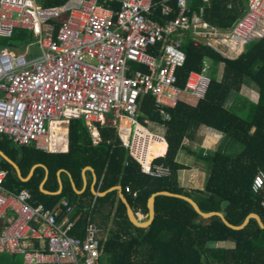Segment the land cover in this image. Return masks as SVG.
Listing matches in <instances>:
<instances>
[{"label": "trees", "instance_id": "trees-1", "mask_svg": "<svg viewBox=\"0 0 264 264\" xmlns=\"http://www.w3.org/2000/svg\"><path fill=\"white\" fill-rule=\"evenodd\" d=\"M68 0H36L42 6L66 3ZM175 8V2H170ZM114 9L119 2L109 3ZM192 16L207 21L221 31L231 29L247 8V0H192ZM162 14L158 4L153 18L163 22L173 18ZM64 16L56 21L59 25ZM186 53L183 65L177 67V85L184 87L188 73L207 69L210 83L204 97L183 93L173 108H168L170 118L165 120L164 137L167 149L153 160V165H163L168 173L152 176L142 170L117 134L109 120L97 124L100 140L93 142L91 132L82 117L71 118L68 124V149L51 152L34 144L14 143L7 135H0V148L19 165L26 177L31 167L42 163L48 168L45 176L42 165L35 167L27 180L17 175L11 163L0 156V167L7 170L4 187L12 192L27 189L34 205L60 208L59 219L65 214L75 220L71 233L83 238L88 222L98 226L101 264H264V227L251 217L242 228H232L217 215L201 216L186 199L159 194L155 198V216L145 227L137 226L128 217L126 205L117 189L95 195L89 184L77 193L71 184V174L76 187L82 186V169L92 166L97 174V186L105 191L121 185L130 205L146 219L147 201L156 191L166 190L191 196L205 211H221L235 225L241 224L251 212L260 215L264 222V184L253 189L257 173L264 175V36L247 43L236 57H227L204 41L195 42L192 30L182 37ZM35 36L23 28L11 36L0 35V47L23 51L33 45ZM160 43L156 46L160 47ZM32 51L35 52L34 46ZM141 69L143 66L138 65ZM220 72V77L219 73ZM244 85H253L258 91L256 101L241 92ZM138 120L163 121L156 109L152 94L139 99ZM202 126L223 132L224 137L237 151H226L221 145L214 150L192 152L196 163L207 173L203 188H186L178 177L180 169L187 168L177 155L184 139H193ZM62 172V189L57 172ZM129 186L131 191H127ZM136 192V194H134ZM66 199L72 211L60 204ZM0 224H3L0 222ZM226 243V244H225ZM0 264H26L21 254L0 251Z\"/></svg>", "mask_w": 264, "mask_h": 264}, {"label": "built area", "instance_id": "built-area-1", "mask_svg": "<svg viewBox=\"0 0 264 264\" xmlns=\"http://www.w3.org/2000/svg\"><path fill=\"white\" fill-rule=\"evenodd\" d=\"M111 1L42 6L35 0H0V35L23 28L35 36L23 51L0 47V135L57 152L68 134L59 133L56 140L54 123L62 126L82 117L97 143V124L111 115L121 143L142 170L162 176L168 168L153 165L159 155L147 161L146 154L152 139L165 138L138 120L140 97H155L162 125L183 93L204 97L211 79L207 61L201 71L188 73L183 88L177 85L176 69L186 60L182 37L192 30L195 42L236 57L247 43L264 36V0H247L246 10L227 31L192 16V0H117L118 9ZM158 4L163 15H176L163 22L153 18ZM6 174L0 167V251L21 254L26 264H101L96 223H87L83 238L73 235L75 220L68 214L59 219V207L32 204L27 189L7 190ZM263 184L259 172L253 189ZM126 190L131 191L129 186ZM60 204L72 211L66 199Z\"/></svg>", "mask_w": 264, "mask_h": 264}, {"label": "crops", "instance_id": "crops-1", "mask_svg": "<svg viewBox=\"0 0 264 264\" xmlns=\"http://www.w3.org/2000/svg\"><path fill=\"white\" fill-rule=\"evenodd\" d=\"M37 4H39V3H37ZM220 75L221 74L219 72V77H220ZM241 92L249 98V101H256L257 100L258 91L256 90V87H254L253 85H244L242 87V89H241ZM145 123H152L153 125H155V128L158 130L157 133L162 134L164 136L165 125H162L161 121H153V120L145 118L144 119V124ZM68 124H64V125L61 126L63 129H65L67 134H68ZM90 132H91V130H90ZM91 135H92V133H91ZM92 137H93V135H92ZM164 140L166 142V149H167V141H166V139H164ZM93 142H94V137H93ZM66 143H67V148L65 150L60 149V151H66L68 149V138H67ZM183 143H184V146H186V148L181 149L179 151V153L177 155V158H178V160L180 162L185 163L187 168L180 169L179 172H178V177H179V181H180L181 185L185 186L186 188H203L206 179L204 180L203 185L199 186L198 185V181L200 180V178H198V177H199V175H201V173H204L207 176V173L205 172V170L202 169L196 163L194 155H193V153L191 151L190 152L188 151L189 149L192 150V151L198 152V153L200 151H204V152L206 151L207 152V151H210V150L217 149L220 145L226 151H234L235 152V151H237L239 149L237 147V145L234 146V147L232 145H230V141L227 138L224 137L223 132H221V131H219L217 129H211V128H208V127H205V126H202V127H200L198 129V131L195 133V136H194L193 139L185 138ZM187 147L189 149H187ZM88 166H85L82 169V172H81V175H82V186L79 189L76 187L71 174L68 173V175L70 177V180H71L72 187L77 193H81L86 188V186L88 184H89L90 190L95 195H103L109 190L117 189V188H113L114 187L113 186V187H111V188H109V189H107L105 191H100L99 190V186H97V174L95 173L94 168L92 166H90V165H88ZM62 172H66V171L64 169H60L57 172L58 182H59V179H61V182H62V176H61ZM45 175H46V170H45ZM47 176H48V174H47ZM44 178H45V176H44ZM45 180H44V182H45ZM59 187H60V182H59ZM59 187H58V189H59ZM56 191H55V193H57ZM118 195L121 198L120 190H118ZM140 219L144 220L143 214H142V217Z\"/></svg>", "mask_w": 264, "mask_h": 264}, {"label": "water", "instance_id": "water-1", "mask_svg": "<svg viewBox=\"0 0 264 264\" xmlns=\"http://www.w3.org/2000/svg\"><path fill=\"white\" fill-rule=\"evenodd\" d=\"M0 156L3 157L5 160H7L9 163L12 164V166L14 167L17 175L19 176V178H21L22 180H27L29 177H31V175L33 174V171L35 169V167H37L38 165H42L44 166L45 170H46V175H45V178L44 180L46 179L47 177V174H48V168L46 167V165L42 164V163H36L34 164L30 171H29V174L24 177L22 175V172H21V169L19 167V165L17 164V162H15L11 157H9L1 148H0ZM89 167V166H88ZM44 180L41 182L40 184V189L43 191V192H46V193H49L50 191L46 190L44 188ZM59 182H60V187L59 189L56 191L57 193L61 191V188H62V182H61V179H59ZM113 188H117L118 190H120V196H121V199L122 201L125 203L126 205V210H127V214H128V217L129 219L131 220L132 223H134L135 225L137 226H142V227H145V226H148L152 220L154 219V216H155V198L157 195L159 194H167V195H174V196H178V197H182L184 199H186L188 202H190L192 204V206L194 207V209L203 217H209L211 215H214V214H217L219 215L222 220L224 221L225 224H227L228 226L232 227V228H242L244 227L248 221L250 220L251 217H254L258 224L260 225V227H264V222L263 220L261 219L260 215L256 212H251L249 213L246 218L244 219V221L239 224V225H235V224H232L224 215L223 212L221 211H209V212H205L203 211L199 204L191 197V196H188V195H184V194H179V193H173V192H170V191H166V190H161V191H156V192H153L149 198H148V201H147V206H148V214H147V217L146 219L142 220L138 217V215L135 213L134 209L132 208V206L130 205L129 201L127 200L126 198V195L124 194L123 190H122V186L121 185H116L114 186Z\"/></svg>", "mask_w": 264, "mask_h": 264}, {"label": "bare ground", "instance_id": "bare-ground-1", "mask_svg": "<svg viewBox=\"0 0 264 264\" xmlns=\"http://www.w3.org/2000/svg\"><path fill=\"white\" fill-rule=\"evenodd\" d=\"M52 132H54V135L56 136V140H58L59 138H57V136L60 134L59 133H64L66 132L65 129H63L61 126H58L57 123H54L52 126ZM58 144L60 149L65 150L67 148V143L66 142H59ZM54 145H55V141H54ZM166 151V142L165 140H158V139H152L151 143H150V147L148 149V152L146 154V159L147 161H149L151 158H153L156 155H162L164 154Z\"/></svg>", "mask_w": 264, "mask_h": 264}, {"label": "rangeland", "instance_id": "rangeland-1", "mask_svg": "<svg viewBox=\"0 0 264 264\" xmlns=\"http://www.w3.org/2000/svg\"><path fill=\"white\" fill-rule=\"evenodd\" d=\"M107 120L109 121L111 120V115H107ZM145 125L148 126V128L151 129L152 131L158 132V130L155 128V125H153L152 123H145ZM237 147L239 148V145H237ZM198 178H200V180L198 181V185L202 186L204 183V180L206 179V175L204 173H201V175H199Z\"/></svg>", "mask_w": 264, "mask_h": 264}]
</instances>
